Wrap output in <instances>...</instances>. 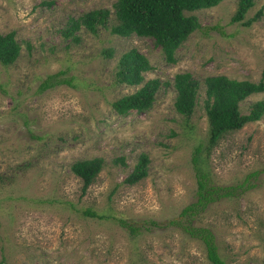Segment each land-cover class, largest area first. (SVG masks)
<instances>
[{
    "label": "rangeland",
    "instance_id": "rangeland-1",
    "mask_svg": "<svg viewBox=\"0 0 264 264\" xmlns=\"http://www.w3.org/2000/svg\"><path fill=\"white\" fill-rule=\"evenodd\" d=\"M115 2L0 0V33L14 31L21 46L15 62L0 63V264H212L199 240L168 225L196 199L198 146L216 185L241 183L259 171L248 179L253 186L211 203L195 224L212 230L225 264H264V116L210 146L203 104L209 75L262 78L264 17L230 23L238 0L185 11L202 28L176 50L173 63L150 37L102 26L96 34L83 26L65 34L93 9H108V24L115 23ZM261 7L264 0H255L244 21ZM131 48L152 65L145 79L168 85L152 108L123 115L111 102L138 87L115 80L117 59ZM58 71L70 83L40 88ZM185 71L201 83L188 117L175 110L172 85ZM262 99L264 92L250 95L240 102L241 113ZM141 154L149 159L147 174L127 184ZM93 157L103 159V168L83 194L70 165ZM86 209L102 217L86 216ZM119 219L139 230L131 235Z\"/></svg>",
    "mask_w": 264,
    "mask_h": 264
},
{
    "label": "trees",
    "instance_id": "trees-1",
    "mask_svg": "<svg viewBox=\"0 0 264 264\" xmlns=\"http://www.w3.org/2000/svg\"><path fill=\"white\" fill-rule=\"evenodd\" d=\"M222 0H116L114 3L115 23L109 25L110 11L108 9H93L73 21L65 34H72L83 26L89 32L96 34L99 27L109 28L110 32L120 36L132 34L140 37H150L160 46L167 62H175V52L195 30L201 25L195 15H187L185 11L210 8ZM255 0H238L236 11L230 18V23L242 22L250 25L264 17V7L258 9L254 16L244 21ZM210 28H217L216 26ZM20 43L16 40L15 32L0 33V63L9 65L20 55ZM111 56V51H103ZM152 69L148 58L137 49L131 48L122 53L116 62L115 80L117 83L138 86L134 91L124 94L111 102L112 108L119 114H127L131 110L147 111L154 105L159 90L168 85L158 77L145 79V73ZM63 71L48 74L40 88H49L60 83H70L60 78ZM264 78V68L262 70ZM253 82L247 79H235L226 75H209L204 78V109L209 122V145H215L227 132L242 128L246 123L254 122L264 116V100H257L247 114L240 111L241 101L254 93L264 92V79ZM172 85L175 91L174 108L185 116H191L199 101L201 83L191 73L178 72L173 76ZM193 164L196 176V199L184 206L176 217L169 219L168 225L175 226L189 237L199 240L205 249L206 257L212 264H225L219 253L215 235L208 227L196 225L198 216L207 207L222 198L238 197L247 188L253 186L249 178L256 176L259 171L249 174L243 182L234 185H216L208 172L201 165V147L193 153ZM149 159L141 154L132 172L125 178L127 184H135L147 174ZM100 157L75 160L70 169L81 182L84 194L95 181L103 168ZM86 216H98L89 209L83 210ZM131 235H135L139 226L131 221L119 219ZM151 224L160 223L152 220Z\"/></svg>",
    "mask_w": 264,
    "mask_h": 264
}]
</instances>
